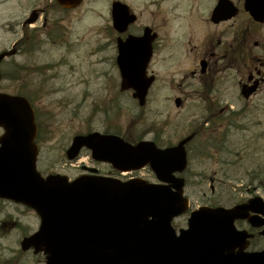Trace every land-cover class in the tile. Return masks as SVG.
Returning <instances> with one entry per match:
<instances>
[{
  "label": "rangeland",
  "instance_id": "1",
  "mask_svg": "<svg viewBox=\"0 0 264 264\" xmlns=\"http://www.w3.org/2000/svg\"><path fill=\"white\" fill-rule=\"evenodd\" d=\"M112 1L82 0L72 10H61L54 7L52 0H0V51L21 39L25 28L34 40L46 36L55 24L60 25L65 36L63 42L41 39L35 51L25 54L19 50L0 64L4 75L12 72L11 78L3 77L0 90L28 94L40 116L44 136L39 142V171L77 176L79 165L90 163L86 150L75 161L66 159L65 149L77 133L107 129L129 139L157 136L159 143L166 145L201 126L202 136L197 134L194 139L196 145L189 153L186 173L192 182L186 186L191 207L206 199L231 206L255 194L264 198V82L250 98L240 94V84L246 81L248 71L259 67L256 60L264 58V23L250 18L242 7L243 0H233L239 7L238 14L218 25L209 20L216 0H122L138 16L134 30L147 24L158 33L156 53L148 68L157 79L146 104L138 107L130 91H119L118 71L111 67L112 56L116 55L109 32ZM33 6L45 8L46 28L39 25L42 20L22 25ZM211 42L217 44L213 50L232 57V63L227 61L225 68L221 67L214 84L218 90L216 99L238 110L236 124L242 126L226 137L219 134L217 126L211 130L215 122L204 123L208 129L202 123L194 126L200 118L196 97L182 107L174 104L178 91L187 87L192 92L197 80L190 75L189 67L194 57L212 47ZM107 57L110 67L106 66ZM198 142L207 154L195 150ZM220 146L222 151L213 149ZM99 168L107 170L106 165ZM139 174L155 180L147 167ZM211 184L215 192L209 193ZM38 225L39 218L33 210L0 200V264H44L41 253L20 248L22 237Z\"/></svg>",
  "mask_w": 264,
  "mask_h": 264
},
{
  "label": "water",
  "instance_id": "2",
  "mask_svg": "<svg viewBox=\"0 0 264 264\" xmlns=\"http://www.w3.org/2000/svg\"><path fill=\"white\" fill-rule=\"evenodd\" d=\"M56 1L68 8L81 2ZM243 7L255 21L264 22V0H244ZM237 12L230 0H218L210 18L219 22ZM111 15L119 32L136 18L119 0L112 2ZM155 37L145 27L140 36L117 39L121 90L132 89L140 106L154 80L153 75H146V67ZM5 55L0 54V60ZM256 87L257 81L243 85L242 94L248 97ZM0 127L4 130L0 136V198L37 213L39 228L21 240V248L42 250L45 264H264V249L243 251L247 234L234 225L241 218H248L254 226L264 224L262 217L249 215H264V200L259 196L230 208L201 206L191 212L188 228L175 235L171 219L185 211L187 199L182 196L183 181L173 173L186 166V140L160 149L149 140L133 145L117 135L90 132L75 135L66 150L68 159H73L86 147L95 160L121 171L148 165L159 180L171 182L173 190L141 178L42 176L36 169L34 113L25 97L0 93Z\"/></svg>",
  "mask_w": 264,
  "mask_h": 264
},
{
  "label": "flooded vegetation",
  "instance_id": "3",
  "mask_svg": "<svg viewBox=\"0 0 264 264\" xmlns=\"http://www.w3.org/2000/svg\"><path fill=\"white\" fill-rule=\"evenodd\" d=\"M72 9H74V8H72ZM72 9H68V10H72ZM31 17H34V20L32 22H28V19H30ZM41 20H42V22H41ZM230 20L221 21V22L214 24V25H218V24H221L224 22H228ZM38 21L41 22V24H39V25H41L44 28L47 27L48 23H47V17L45 16V8L33 6L32 9L30 10V12L24 17V20L22 21V25L25 27L28 25H35L33 23H36ZM49 30H50V32L46 33V36H44L42 38L38 36V38L36 40H34L33 35L29 34L28 28L27 29L25 28L24 29V35H23L22 39H18L17 41H15L16 43H14L10 48L4 49L1 52H8V58H12L13 56H15L19 52V50H23L25 54L30 53L32 51H35L36 49H38L40 47V43L42 42L41 39L45 40L46 42H63V41H65L64 40L65 36H63L64 34L63 35L61 34L60 25L55 24V26L50 27ZM111 36L114 39L115 36L114 35H111ZM156 42L157 41H155L153 44V56L156 53ZM214 44L217 47L216 42H214V43L211 42L210 46H212V47H209L208 50L204 51L200 55L193 58V63H192V66L189 67V69H190L189 72H190V75L197 80V82L193 84L192 90H191L192 92H188L187 87H186V89H184V88L181 89V92L178 91L177 95H175L174 97L180 99L179 100L180 101L179 107L184 106L186 102L193 100L194 97H196L197 108H198V110H200L198 112L200 118H197V120H196L197 124H195L194 126H196V125L199 126V123H202L204 126V123L213 124L215 122V125L211 128V130L215 131L216 130L215 126H217L218 129H221L220 130L221 132L219 134H221L222 137H226L228 134H231V132L234 129H236V128L242 129V126H237V124H236L238 110L237 109L234 110V108H232L230 103L229 104L225 103L222 105L220 102L221 100L216 99L218 90L215 88L216 85H214V84H215V81L217 79V74L221 70V67L225 68L224 64L227 61H229V63H232V61H231L232 57H227L225 52L221 54V51H219V53H218L216 50H213ZM113 47H114V50L116 51L115 43L113 44ZM234 51L232 49L230 50L231 53H233ZM234 55H235V52H234ZM153 56H152V59H153ZM108 58L109 57H107L106 66L110 67V61L108 63ZM152 59L150 61V64L152 62ZM221 60H223V61L221 62ZM257 64H261L260 65L261 69H255V67H254L255 75L249 81V84H251L253 82V80H255V78L258 79L257 80L258 81L257 88L255 89V91H253L251 93L250 97L253 96L254 94H256L260 90L261 84L264 82V62L259 60L257 62ZM111 65H112L111 67L115 68L116 71H118L117 66H116L115 56H112ZM229 66H231V65H229ZM152 71L150 70L149 73L155 75V81H156L157 75L154 72L152 73ZM200 120H203V121L199 122ZM36 124H37V132H39L40 131L39 125H38V123H36ZM200 127L201 126H199L195 130H191L185 136V137L189 138V140H187V142L185 143V149H186L188 161H189V153L194 150L193 144L196 145V142H192L193 137L195 139V136L197 134L199 136H202L201 135L202 131L200 130ZM205 128L208 129L209 127H205ZM1 133H2V128H0V134ZM156 138H158V137L155 136V139ZM155 142L158 146L169 145V144L161 145L156 140H155ZM202 145H203L202 143L198 142V146H196L198 148L197 149L195 148V150L199 149L201 152L205 151V147H203ZM223 146H221V147H223ZM221 147H220V149L222 150ZM213 149L215 151H218L219 147L213 148ZM99 165H106L107 170L106 171L101 170L99 168ZM91 168H95V169H92L93 170L92 172L87 171L88 169H91ZM81 172L82 173L83 172H90V173H94V174H98V175L113 176V177H118L121 179L126 178L125 176L121 175L120 173H118L117 171H115L111 167H109V165H107L105 163L94 162V161H93V164H91V165H87V166H85L84 164L80 165V173ZM187 172L189 173L188 167H186L182 173L178 174V176L183 179L184 194L188 198L189 207L186 210V212H184L183 214H181L179 216L174 217L171 220V226L174 230L175 235H179L180 231L187 227V219L190 215V211L192 209H195V206L191 207L189 196L186 194V186L188 184L192 185L190 177L186 175ZM209 181L212 182L213 179L209 178ZM154 182H157V180H154ZM212 192H215L213 184L210 185V189H209V193H212ZM203 194L206 195L205 192H203ZM207 195H209V194H207ZM243 201H247V200L245 199ZM203 204H207L210 206L218 205V204H215L213 202V200L208 201L207 199L203 201ZM213 204H215V205H213ZM181 218H183L184 221H180ZM235 225H236L238 230H244L245 234H247V237L245 239H243L244 243H245L244 249L246 251H250V252L260 251L261 249L264 248V233H263L264 226H262V227L252 226L249 223L248 219H238L235 221Z\"/></svg>",
  "mask_w": 264,
  "mask_h": 264
},
{
  "label": "trees",
  "instance_id": "4",
  "mask_svg": "<svg viewBox=\"0 0 264 264\" xmlns=\"http://www.w3.org/2000/svg\"><path fill=\"white\" fill-rule=\"evenodd\" d=\"M10 76H12V75L10 74Z\"/></svg>",
  "mask_w": 264,
  "mask_h": 264
}]
</instances>
